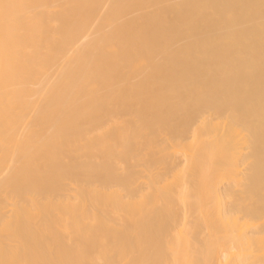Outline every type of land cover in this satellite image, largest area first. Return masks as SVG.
<instances>
[{"label": "bare ground", "instance_id": "1", "mask_svg": "<svg viewBox=\"0 0 264 264\" xmlns=\"http://www.w3.org/2000/svg\"><path fill=\"white\" fill-rule=\"evenodd\" d=\"M0 264H264V0H0Z\"/></svg>", "mask_w": 264, "mask_h": 264}]
</instances>
